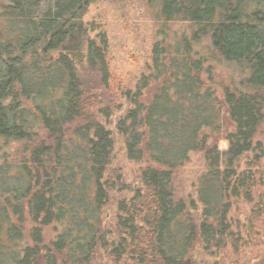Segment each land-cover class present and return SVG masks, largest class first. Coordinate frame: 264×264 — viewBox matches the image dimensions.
I'll list each match as a JSON object with an SVG mask.
<instances>
[{
	"label": "trees",
	"instance_id": "obj_1",
	"mask_svg": "<svg viewBox=\"0 0 264 264\" xmlns=\"http://www.w3.org/2000/svg\"><path fill=\"white\" fill-rule=\"evenodd\" d=\"M98 1L0 2V264H95L100 252L109 264H186L249 240L264 264L263 198L240 236L231 216L256 200L264 160V0H145L155 42L134 90L112 79L107 39L84 21ZM220 65L239 68L238 85H217ZM113 124L146 168L109 239L104 210L125 191L109 176ZM193 153L207 163L196 204L174 185Z\"/></svg>",
	"mask_w": 264,
	"mask_h": 264
},
{
	"label": "rangeland",
	"instance_id": "obj_2",
	"mask_svg": "<svg viewBox=\"0 0 264 264\" xmlns=\"http://www.w3.org/2000/svg\"><path fill=\"white\" fill-rule=\"evenodd\" d=\"M4 1L0 0L1 3ZM84 21L97 29L96 34H101L107 39V53L112 79L119 81L123 88L134 90L138 80L147 72L146 69L151 63L156 30L154 10L147 7L145 0H101L90 6ZM176 29L183 30V27L179 26ZM93 36H96L95 33ZM213 72L218 86L238 85L241 79V71L236 66H215ZM125 107L123 111H125ZM121 113L123 112L117 113L116 118L120 117ZM113 128L114 124L112 130L115 148L109 168V176L111 181L119 180L123 184L121 188L125 191H118L110 195L109 204L104 210L106 219L103 226L105 231L111 235L109 239H112L115 234L119 199L124 196L129 197L131 191L141 187L140 175L146 168V164L136 163L127 158L124 140L116 134ZM211 133L210 143L216 145L220 152H226L228 142L225 139V134L218 135L217 132L212 131ZM256 142L261 143L264 147V121L256 136ZM206 167L207 163L203 153L190 155L187 163L174 174V185L178 198L196 204L198 183L205 173ZM257 178L259 187L254 196L256 199L254 203L241 201L233 206L231 216L233 217L235 236L243 234L245 228L250 225L249 217L252 210L257 207L255 206L256 201L258 202L262 197L264 202V160L259 166ZM54 234L52 228L47 229L46 239L53 238ZM249 241L243 250L241 249L243 244H241L239 246L234 245L224 254L222 250L211 255L195 254L189 258L186 264H256L255 260L263 250L261 240L260 246L254 240ZM95 264H109L106 255L100 252Z\"/></svg>",
	"mask_w": 264,
	"mask_h": 264
}]
</instances>
